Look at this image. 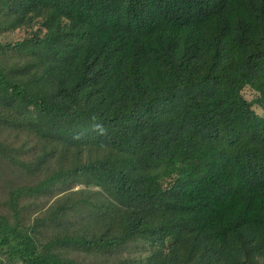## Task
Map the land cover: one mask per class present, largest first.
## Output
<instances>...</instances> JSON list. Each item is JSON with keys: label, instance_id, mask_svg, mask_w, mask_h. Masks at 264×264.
I'll list each match as a JSON object with an SVG mask.
<instances>
[{"label": "trees", "instance_id": "16d2710c", "mask_svg": "<svg viewBox=\"0 0 264 264\" xmlns=\"http://www.w3.org/2000/svg\"><path fill=\"white\" fill-rule=\"evenodd\" d=\"M3 31L0 264H264V0H0Z\"/></svg>", "mask_w": 264, "mask_h": 264}, {"label": "rangeland", "instance_id": "374dc122", "mask_svg": "<svg viewBox=\"0 0 264 264\" xmlns=\"http://www.w3.org/2000/svg\"><path fill=\"white\" fill-rule=\"evenodd\" d=\"M12 40H13V36H12L11 32H9V33H4V31L0 32V43H6V42H10ZM15 183L19 186L30 185V184H32V180L31 179H25V177L18 175L15 179ZM93 189H95V187Z\"/></svg>", "mask_w": 264, "mask_h": 264}]
</instances>
